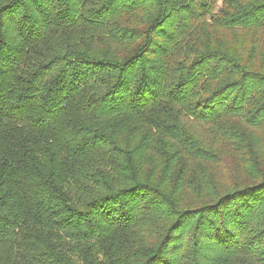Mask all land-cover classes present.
<instances>
[{
    "label": "trees",
    "instance_id": "obj_1",
    "mask_svg": "<svg viewBox=\"0 0 264 264\" xmlns=\"http://www.w3.org/2000/svg\"><path fill=\"white\" fill-rule=\"evenodd\" d=\"M0 264H264V0H0Z\"/></svg>",
    "mask_w": 264,
    "mask_h": 264
}]
</instances>
